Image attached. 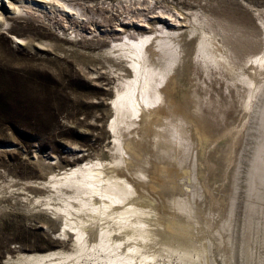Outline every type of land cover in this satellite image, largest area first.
<instances>
[{
    "label": "bare ground",
    "instance_id": "obj_1",
    "mask_svg": "<svg viewBox=\"0 0 264 264\" xmlns=\"http://www.w3.org/2000/svg\"><path fill=\"white\" fill-rule=\"evenodd\" d=\"M5 1L12 5H5L11 17L41 18L63 36L70 31L76 40L113 45L96 56L113 80L107 131L114 146L110 160L78 157L45 181H28L30 188L45 190L28 200L56 218V240L71 247L23 252L0 264H219L216 255L220 264H234L236 250L220 207L202 216L190 206L192 199L168 195L172 190L163 175L168 164L190 165L206 136L203 121H191L186 115L191 106L176 96L186 68L192 81L202 68L210 77L218 71L248 88L242 96L244 119L250 123L247 135L256 140L248 171L250 214L264 201V33L254 49L249 27L216 12L214 0H187L198 4L195 11L164 0H3V7ZM204 2L214 9L207 10ZM3 10L0 6L1 28L10 21ZM255 12L264 27V11ZM193 95L200 96L198 90ZM195 98L192 113L200 119L203 104ZM241 132L238 127L236 136ZM235 138L221 147L220 160L233 161ZM215 234L216 253L211 248ZM244 248L249 257L248 245Z\"/></svg>",
    "mask_w": 264,
    "mask_h": 264
},
{
    "label": "rangeland",
    "instance_id": "obj_2",
    "mask_svg": "<svg viewBox=\"0 0 264 264\" xmlns=\"http://www.w3.org/2000/svg\"><path fill=\"white\" fill-rule=\"evenodd\" d=\"M2 1V13L10 21L0 27V263L23 252L71 247L56 240L54 233L60 228L56 218L28 200L31 194H45V190L30 188L28 181H45L52 172L76 164L78 157L82 161L110 160L109 148L114 146V138L107 131L113 120L109 106L113 80L107 76L105 63L96 56L113 45L108 40L99 45L76 40L70 31L63 36L41 18L22 14L11 17L5 5H12L5 1L3 7ZM165 1L170 6L200 9L197 3L187 0ZM214 1L211 3L216 12L221 10L232 22L249 27L254 49H258L264 27L255 10L264 11V0ZM212 4L204 2L202 6L213 10ZM15 36L22 40L14 39ZM186 69L176 96L191 106V113L186 114L191 121H203L206 136L199 139L190 165H166L163 178L172 190L168 195L192 199L190 206L193 204L202 216L220 207L222 222L230 228L231 245L236 250L232 262L264 264V201L255 200L259 203L252 214L248 208L253 200L248 171L256 143L254 136L247 135L250 123L244 119L242 96L248 88L229 76L223 78L218 71L210 77L204 68L192 81L189 67ZM94 72L98 75L90 74ZM193 87L199 98L194 97ZM193 97L203 104L204 117L200 119L192 113ZM238 127L242 132L236 136ZM231 137H236V153L231 154L233 161L227 163L219 157L221 147ZM142 149L138 147V152ZM181 190L183 195H177ZM217 238V234L211 237L215 253ZM246 244L249 257L244 255ZM215 257L218 263L222 262L218 255Z\"/></svg>",
    "mask_w": 264,
    "mask_h": 264
},
{
    "label": "snow or ice",
    "instance_id": "obj_3",
    "mask_svg": "<svg viewBox=\"0 0 264 264\" xmlns=\"http://www.w3.org/2000/svg\"><path fill=\"white\" fill-rule=\"evenodd\" d=\"M177 195H183V191H182V190L179 191V192L177 193Z\"/></svg>",
    "mask_w": 264,
    "mask_h": 264
}]
</instances>
